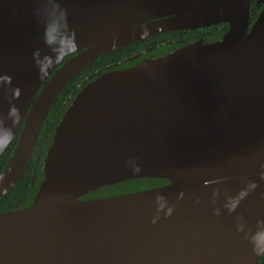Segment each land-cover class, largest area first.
Wrapping results in <instances>:
<instances>
[{
	"label": "water",
	"instance_id": "1",
	"mask_svg": "<svg viewBox=\"0 0 264 264\" xmlns=\"http://www.w3.org/2000/svg\"><path fill=\"white\" fill-rule=\"evenodd\" d=\"M251 1L0 0V153L21 123L0 195L79 69L149 35L227 24L212 43L106 71L76 92L31 204L0 212V264H254L264 249V0L250 23ZM141 177L167 183L78 198Z\"/></svg>",
	"mask_w": 264,
	"mask_h": 264
},
{
	"label": "trees",
	"instance_id": "2",
	"mask_svg": "<svg viewBox=\"0 0 264 264\" xmlns=\"http://www.w3.org/2000/svg\"><path fill=\"white\" fill-rule=\"evenodd\" d=\"M262 1L261 0H252L249 4V22L255 18L259 10L261 9ZM210 26L221 27L220 29H216L213 27L211 30H206V28ZM205 28V29H204ZM227 29V24L225 22H219L215 24H210L208 26L203 27H195V28H181L174 29L164 32H159L153 35H149L147 37L141 38L136 41L129 42L124 46L112 49L105 54L99 55L96 59H93L91 62L87 63L85 66L88 67V71H92L96 67L100 66L102 63L107 61H117L121 58V60L114 62L112 65H106L103 67L96 68L94 72H92L89 76L85 77L81 80V76L75 75L71 77L69 81L61 88L58 94L55 96L53 101L50 103V106L43 117L37 135L34 140L32 149L28 156V159L19 175L15 183L12 187H10L6 192L2 194L0 197V212H4L6 210H16L22 209L29 206L32 202L34 194L38 188V185L42 179V159L45 153L47 146L49 145L53 130L63 113L66 106L70 103L73 96L76 92L84 86L86 83L93 80L98 75L110 71V70H118L122 68H126L135 64H138L145 59H151L160 55H164L168 52H171L175 49H178L182 46L190 44L192 42H199L200 44H207L216 41ZM164 44L146 49L150 47L152 44L157 42H163ZM80 49H83L81 47ZM79 50V49H78ZM74 52V51H73ZM133 52H137L136 54L124 58V55H129ZM69 52L62 56L60 60L54 65L56 66L66 55L70 54ZM67 60V59H66ZM64 60V61H66ZM63 61V62H64ZM63 62H61L57 67H59ZM91 63V64H90ZM53 66V67H54ZM83 66L82 68H84ZM56 67V69H57ZM81 68V69H82ZM55 69V70H56ZM80 70V69H79ZM78 70V71H79ZM77 71V72H78ZM48 77L50 75H47ZM46 77V79L48 78ZM39 89L36 90V93ZM35 93V94H36ZM21 124V123H20ZM20 128V127H19ZM19 128L16 131H19ZM15 131V132H16ZM40 148V149H39ZM39 149V151L37 150ZM33 152V154H32ZM12 153V149L7 147L3 149L0 153V171L4 168V165L9 160ZM32 168V175L27 174L26 169ZM24 177H26L24 179ZM150 183V185L145 187H137L135 184L137 183ZM167 183V180L163 178H151V177H141L137 179L125 180L117 184L109 185V186H100L92 190H88L82 195L78 196L79 199H89L96 198L107 195H114L123 192L136 191L140 189H146L150 187H155L159 185H163ZM127 184H133L134 186L129 187ZM121 187V188H120ZM30 189L29 196L24 199L23 204H14V200L18 199L22 196V194H27L26 189ZM122 189V190H121ZM254 264H264V249L260 252L259 256L255 260Z\"/></svg>",
	"mask_w": 264,
	"mask_h": 264
},
{
	"label": "flooded vegetation",
	"instance_id": "3",
	"mask_svg": "<svg viewBox=\"0 0 264 264\" xmlns=\"http://www.w3.org/2000/svg\"><path fill=\"white\" fill-rule=\"evenodd\" d=\"M213 27H216V29H220L221 27H217V26H210V27H208V28H204L205 29V31L206 30H211V29H213ZM165 43V41H163V42H157V43H155V44H152L150 47H147L146 49L148 50V49H150V48H154V47H157V46H160V45H162V44H164ZM86 47V46H85ZM85 47H83V49L85 48ZM82 49H79V50H75L74 52H72V53H70V54H68V55H66L64 58H62V60L59 62V64L61 63V62H63L64 60H66V59H68V58H70L71 56H73V55H75L76 53H78L79 51H81ZM137 52H133V53H131V54H129V55H124V58H126V57H129V56H132V55H134V54H136ZM99 56V55H98ZM97 56V57H98ZM97 57H95L94 59H96ZM121 59H123V58H121ZM121 59H119V60H121ZM119 60H117V61H119ZM117 61H107V62H104V63H102L100 66H98V67H103V66H106V65H112V64H114V62H116L117 63ZM91 62V61H90ZM92 63V62H91ZM90 63V64H91ZM59 64H57L56 66H54V67H52L51 68V70H50V72H49V74L48 75H50L55 69H56V67L59 65ZM98 67H96V68H98ZM93 69L92 71H88V67L87 66H85L84 68H82V69H80L78 72H76L72 77H74L75 75L77 76V75H79V76H81V80H83L85 77H87V76H89L92 72H94L95 70H97V69ZM75 76V77H76ZM48 77V76H47ZM74 77V78H75ZM69 81V80H68ZM67 81V82H68ZM66 82V83H67ZM21 126V124H19L18 125V128ZM17 136H18V131H16L14 134H13V136L8 140V142H7V144L5 145V148L4 149H6L7 147H10L11 149L13 148V146L15 145V143H16V140H17ZM37 138V137H36ZM36 140V139H35ZM35 142V141H34ZM40 149V148H39ZM39 149H37L38 151H39ZM3 151V150H2ZM32 154H33V152H32ZM5 166V165H4ZM26 172H27V174H30V177H31V173H32V168H28V169H26ZM26 177H24V179H25ZM137 187H145V186H148V185H150V183H145V182H143V183H137V184H135ZM127 186H129V187H132V186H134L133 184H127ZM26 191H27V194H22V196L20 197V198H18V199H15L14 200V204L12 205V206H14L15 204H18V205H20V204H23L24 203V199L27 197V196H29V193H30V189L29 188H27L26 189ZM2 195H0V197H1Z\"/></svg>",
	"mask_w": 264,
	"mask_h": 264
},
{
	"label": "rangeland",
	"instance_id": "4",
	"mask_svg": "<svg viewBox=\"0 0 264 264\" xmlns=\"http://www.w3.org/2000/svg\"><path fill=\"white\" fill-rule=\"evenodd\" d=\"M121 188V187H120ZM122 190V189H121Z\"/></svg>",
	"mask_w": 264,
	"mask_h": 264
}]
</instances>
